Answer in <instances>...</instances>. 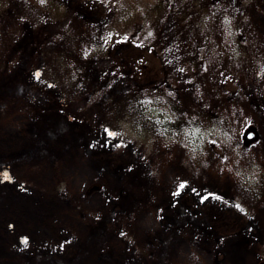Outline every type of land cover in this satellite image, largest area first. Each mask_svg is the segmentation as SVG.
Here are the masks:
<instances>
[{
	"label": "rangeland",
	"instance_id": "1",
	"mask_svg": "<svg viewBox=\"0 0 264 264\" xmlns=\"http://www.w3.org/2000/svg\"><path fill=\"white\" fill-rule=\"evenodd\" d=\"M51 1L0 3V264H264V0Z\"/></svg>",
	"mask_w": 264,
	"mask_h": 264
},
{
	"label": "trees",
	"instance_id": "2",
	"mask_svg": "<svg viewBox=\"0 0 264 264\" xmlns=\"http://www.w3.org/2000/svg\"><path fill=\"white\" fill-rule=\"evenodd\" d=\"M8 0H0V3H3V2H6ZM87 5H91L90 7H87V10L89 9H92V8H98V5H97V2L96 0L95 1H87L85 2ZM161 5V4H160ZM1 6V5H0ZM49 7L51 9H49L50 11V14L53 15V17H59L60 15H56L57 13H59V11L56 9L55 7V4L53 3V0L50 2L49 4ZM157 10H160L162 11V7L159 6L158 8H156ZM154 9L153 11H150L148 13H145L142 17V21L140 19V22H143L145 24H143V29H140V30H143V34H135L134 35L131 33L130 31V28L127 26L125 29H124V35L121 34L117 39H116V42H114L112 48H115V47H119V46H124V45H127L126 47H131L132 50L133 48H135V51L139 52V56H135L134 58H132V62H133V65L136 67V73L135 75H133V79H137L139 80L141 83H146V81H144L147 77V74H148V71H149V63H154L156 62V57L155 55L153 54V50H151L150 48H146V47H143L140 49V46L138 45L139 41L141 40V37H152L153 36V28H152V22L154 23V20L155 18L157 17L156 14H158V11ZM56 13V14H55ZM185 16V13L184 15L182 14V17ZM139 20V19H138ZM115 32V30H114ZM142 32V31H141ZM142 35V36H141ZM111 49H107V47H102L101 49H99V51L97 52V54L99 56H102V57H106ZM137 57V59H136ZM139 60V61H138ZM152 65V66H153ZM159 66V72H160V78L162 79V81L164 82L165 80V83L168 84V76L165 72V70L162 68V65H158ZM158 72V73H159ZM159 75V74H158ZM157 75V76H158ZM159 77V76H158ZM149 84V83H148Z\"/></svg>",
	"mask_w": 264,
	"mask_h": 264
},
{
	"label": "snow or ice",
	"instance_id": "3",
	"mask_svg": "<svg viewBox=\"0 0 264 264\" xmlns=\"http://www.w3.org/2000/svg\"><path fill=\"white\" fill-rule=\"evenodd\" d=\"M41 2L43 3V0H41ZM226 23H227V22H226ZM38 75H39V74L37 73V76H38ZM109 135H115V133H109ZM213 143H214V142H213ZM4 179H5V180L9 179L7 173H4ZM180 187L183 188L184 185L181 184ZM174 195H179V192L174 193ZM207 198H208L207 196L204 197V199H207ZM217 198H219V197H217ZM236 207H239V205H237ZM24 243L26 244V243H27V240H25Z\"/></svg>",
	"mask_w": 264,
	"mask_h": 264
},
{
	"label": "water",
	"instance_id": "4",
	"mask_svg": "<svg viewBox=\"0 0 264 264\" xmlns=\"http://www.w3.org/2000/svg\"><path fill=\"white\" fill-rule=\"evenodd\" d=\"M249 131L250 132H248L245 136L247 142L253 138V129H250Z\"/></svg>",
	"mask_w": 264,
	"mask_h": 264
}]
</instances>
